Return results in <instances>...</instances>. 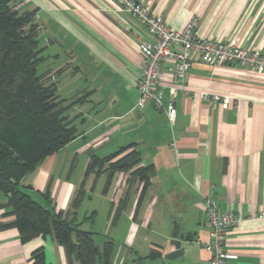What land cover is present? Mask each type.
<instances>
[{
  "label": "crops",
  "instance_id": "obj_1",
  "mask_svg": "<svg viewBox=\"0 0 264 264\" xmlns=\"http://www.w3.org/2000/svg\"><path fill=\"white\" fill-rule=\"evenodd\" d=\"M139 1L175 30L197 16L202 36L236 39L264 51V0ZM15 3L21 11H36L43 51L49 37L56 46L53 66L40 75L57 84L61 97H83L67 112L76 137L23 177L22 188L53 213L92 231L95 242L94 227L100 224L104 239L98 237L96 244L102 248L112 241V264H209L211 253L204 247L210 239L208 196L221 212L241 216L227 234L226 246L235 257L226 264H264V72L195 58L184 83L173 81V64L164 61L160 87L165 104L172 87L177 88L172 123L153 102L140 104L139 44L153 39L140 19L115 0ZM195 90L233 100L224 107ZM126 146L139 151L141 166L154 169L141 200L144 182L131 171L116 172L108 185L107 172L86 175L93 156ZM81 186L85 196L73 214ZM6 200L0 191V264H31L38 248L45 251V264H68L65 248L51 235L23 241L18 229L8 226L14 215L3 207ZM174 222L185 237V250L171 259L166 255L175 249L170 243Z\"/></svg>",
  "mask_w": 264,
  "mask_h": 264
},
{
  "label": "trees",
  "instance_id": "obj_2",
  "mask_svg": "<svg viewBox=\"0 0 264 264\" xmlns=\"http://www.w3.org/2000/svg\"><path fill=\"white\" fill-rule=\"evenodd\" d=\"M15 2L0 0V191L7 196L3 207L10 208L14 215L8 226L16 227L23 241L51 235L65 248L68 264H74V260L78 264H111L112 241L101 248L92 231L61 212L53 213L20 185L41 161L76 137V126L67 112L83 97H61L57 84L50 82L49 76L38 74L37 66L44 57L36 11H21ZM129 147L105 157L93 156L86 175L107 172L108 185L116 172L131 171L144 182L141 200L154 169L152 165L141 166L139 151H129ZM84 196L81 186L72 202L73 214ZM31 264H45L43 248L33 252Z\"/></svg>",
  "mask_w": 264,
  "mask_h": 264
},
{
  "label": "built area",
  "instance_id": "obj_3",
  "mask_svg": "<svg viewBox=\"0 0 264 264\" xmlns=\"http://www.w3.org/2000/svg\"><path fill=\"white\" fill-rule=\"evenodd\" d=\"M115 1L140 19L153 36L152 40H143L139 44L143 54L141 74L137 81L140 104L146 101L153 102L158 109L167 113L172 123L177 116L174 101L177 88L176 85L172 87L173 95L165 104L160 87L164 61L170 60L173 64L171 70L173 81L180 79L184 83L187 82L195 58L219 66L236 64L257 73L264 72V51L239 45L236 39L217 40L202 36L199 33L197 16H192L183 29L175 30L168 25L162 14L154 13L139 0ZM177 47L181 50L178 51ZM196 92L224 107L233 100L228 94H212L204 90ZM204 204L205 223L210 235L204 247L211 253L209 264H226L228 259L235 257L226 246L227 234L238 225L241 216L233 210L221 212L215 201L208 196ZM262 214L264 215V211Z\"/></svg>",
  "mask_w": 264,
  "mask_h": 264
},
{
  "label": "rangeland",
  "instance_id": "obj_4",
  "mask_svg": "<svg viewBox=\"0 0 264 264\" xmlns=\"http://www.w3.org/2000/svg\"><path fill=\"white\" fill-rule=\"evenodd\" d=\"M49 39L53 40L50 37L45 40V42L47 44V47H46L45 51H43V55L46 56V57L37 66L38 74H42L45 70H47L48 68H51L53 66V64H54L53 62H55L51 56L53 55L54 52H56L55 51L56 46H53V43L51 44ZM58 94L61 95L62 92H60L58 90ZM94 228H96V230H97V233L95 234L96 235V237H95L96 240L98 241V237H99L100 240H101L100 242H102V240L104 239V237H103L104 229L103 228L101 229L100 224H97ZM74 264H78V262L74 260Z\"/></svg>",
  "mask_w": 264,
  "mask_h": 264
},
{
  "label": "water",
  "instance_id": "obj_5",
  "mask_svg": "<svg viewBox=\"0 0 264 264\" xmlns=\"http://www.w3.org/2000/svg\"><path fill=\"white\" fill-rule=\"evenodd\" d=\"M49 41L51 44L53 43V40L49 39ZM184 238H185L184 235L178 232L177 222H174V229L171 234L170 243L174 245L175 249L174 251L168 253L166 257L173 259V258H177L180 255H183L184 250H185V247L183 245ZM134 264H142V262L138 261V262H135Z\"/></svg>",
  "mask_w": 264,
  "mask_h": 264
}]
</instances>
